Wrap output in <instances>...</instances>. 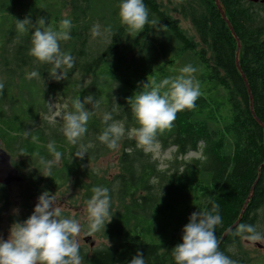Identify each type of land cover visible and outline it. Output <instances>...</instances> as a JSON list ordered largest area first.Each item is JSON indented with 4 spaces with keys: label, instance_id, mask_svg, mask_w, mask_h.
Here are the masks:
<instances>
[{
    "label": "trees",
    "instance_id": "16d2710c",
    "mask_svg": "<svg viewBox=\"0 0 264 264\" xmlns=\"http://www.w3.org/2000/svg\"><path fill=\"white\" fill-rule=\"evenodd\" d=\"M176 1L168 0V7L164 0H143L149 23L144 31L129 33L118 15L120 0H0L4 149L39 172V159H52L47 145L54 143L62 159L51 177L40 179L43 188L72 184L85 205L93 187L109 190L105 239L110 246L90 256L80 251L83 264H129L138 251L146 264H174L171 249L182 242L189 216L210 210L213 203L222 218L215 229L219 250L234 264L241 263L232 251L242 250L237 225L250 224L258 232L259 210L264 221V4L218 0L224 19L216 0ZM41 17L54 30L62 19L72 22L71 39L60 42L61 52L74 61L64 80L51 79V65L29 55L31 31H16V20L29 18L35 24ZM180 18L189 21L196 36L187 34ZM93 25L101 30L111 26V34L94 38ZM189 64L196 68L201 96L195 108L178 112L173 126L157 134L158 147L174 151L163 170L152 153L128 138L127 130L138 125L127 100L142 84L175 77ZM32 71L40 76L28 78ZM89 95L99 106L85 105L92 111L88 131L76 145L70 144L61 128L46 122L47 102L59 98L72 111L73 99L83 102ZM104 113L125 126L118 150L98 140L106 127ZM80 145L87 148L83 159L75 156ZM112 153L119 156L114 178L90 168ZM193 153L200 156L185 160ZM15 164L24 169L23 163ZM6 199V189L0 188V205Z\"/></svg>",
    "mask_w": 264,
    "mask_h": 264
},
{
    "label": "clouds",
    "instance_id": "9594fccd",
    "mask_svg": "<svg viewBox=\"0 0 264 264\" xmlns=\"http://www.w3.org/2000/svg\"><path fill=\"white\" fill-rule=\"evenodd\" d=\"M118 15L129 33H140L149 23L148 10L143 0H120ZM15 27L18 33L31 31L29 55L41 63L51 65L48 72L51 79L64 80L65 69H71L74 61L71 55L61 52L60 42L71 39V20L62 19L55 30L49 23L46 25L43 17L38 18L35 24L29 18L16 20ZM111 31V26L101 30L99 25H93L90 29L94 38H103L110 35ZM195 72V67L186 65L175 77L164 78L159 83L148 81L142 84L141 90L128 98L127 103L138 127L128 129L127 136L135 139L137 146L142 147L145 153L157 151V134L173 126L178 112L196 107L201 92L194 78ZM27 76L38 78L40 74L32 71ZM85 105L95 109L99 101H94L91 95L84 97L83 102L80 98L73 99L72 111L64 112L61 117L62 132L70 144L76 145L88 131L87 122L92 111ZM49 107L50 111L54 110V104H49ZM102 121L106 127L98 140L108 149L118 150L119 141L125 136L123 122L114 120L111 113H104ZM47 149L52 159L41 157L38 161L39 172L41 174L42 171L44 177H51L50 172L61 162L62 153L56 150L54 143H49ZM86 154L87 148L80 145L75 156L83 159ZM91 192V197L85 202L87 229L89 233H95L102 228L106 230V225L110 223L105 224L110 216L111 198L105 187H93ZM221 222L219 207L214 203L208 211L193 212L182 228V242L171 249L174 264H234L219 250L215 229ZM80 233L79 221L65 217L62 210L54 206V197L45 191L37 198L32 214L23 222L11 225L7 240L0 238V264H82L77 239ZM236 234L249 242L264 239L250 224L237 225ZM129 264H146V261L138 251Z\"/></svg>",
    "mask_w": 264,
    "mask_h": 264
},
{
    "label": "rangeland",
    "instance_id": "374dc122",
    "mask_svg": "<svg viewBox=\"0 0 264 264\" xmlns=\"http://www.w3.org/2000/svg\"><path fill=\"white\" fill-rule=\"evenodd\" d=\"M173 3H177L176 0H172ZM168 5V0H164ZM169 7V6H168ZM179 18V17H178ZM181 27L187 32L188 35L196 36L195 32L189 23V21L180 18ZM49 104H54V110L50 111ZM47 114H45V120L50 124L51 128L63 127V121L61 119L64 112L69 111L67 101H61L59 98H51L47 102ZM0 147H3L0 142ZM5 150V149H4ZM154 158L159 162L161 169H166L170 160L174 158V151L170 150L163 152L158 147L155 153H152ZM200 154H190L185 160H191L198 158ZM118 154L112 153L100 157L98 160L90 164V168L97 172L99 175H103L107 178L112 179L118 173ZM23 163L24 169L21 174L26 178L20 183H15L6 188L7 199L0 205V238L5 240L8 239L9 230L13 223L23 222L33 212L34 207L37 203V198L43 193L48 192L49 195L54 197V206L62 210L65 217H72L79 221L81 224V233L77 238L80 244V251L83 255L90 256L91 253L96 249H102L110 246V241L105 239L108 227L106 230L103 228L95 233H89L87 229L88 219L86 205L81 200V192L75 190L72 184L66 188L60 190L45 189L43 183H39L40 179L44 176L36 171V167L30 163H26L22 159H12V162ZM14 162V166H17ZM36 177L37 173L39 177L34 180H30L29 177ZM40 184V185H39ZM263 210L258 211V232L264 237V221H263ZM109 220V218L105 221ZM107 226V225H106ZM233 253L240 259L241 263L236 264H264V239L256 242H249L246 239L242 241V250L233 249ZM252 260H251V259ZM82 264L84 263L83 258Z\"/></svg>",
    "mask_w": 264,
    "mask_h": 264
},
{
    "label": "water",
    "instance_id": "95a60500",
    "mask_svg": "<svg viewBox=\"0 0 264 264\" xmlns=\"http://www.w3.org/2000/svg\"><path fill=\"white\" fill-rule=\"evenodd\" d=\"M249 2L254 3V4H259V3L264 4V0H249ZM216 4L219 10L221 11L223 18L226 19L225 13L223 12L218 0H216ZM231 30L233 31V29ZM240 50H241V45L238 41V55L240 53ZM243 78L245 79L244 76ZM251 106L253 105L251 104ZM22 180L23 179H22L20 172L18 171V169L14 167L12 163L11 155L6 150H4L2 147H0V185L8 187L12 184L22 182Z\"/></svg>",
    "mask_w": 264,
    "mask_h": 264
},
{
    "label": "flooded vegetation",
    "instance_id": "af4514ba",
    "mask_svg": "<svg viewBox=\"0 0 264 264\" xmlns=\"http://www.w3.org/2000/svg\"><path fill=\"white\" fill-rule=\"evenodd\" d=\"M13 163V162H12ZM14 165V164H13ZM15 167V166H14ZM16 169H18L17 167H15ZM18 171L20 172V174H21V171L18 169ZM21 176H22V174H21ZM22 179H23V176H22ZM0 188H7V187H5V186H2V185H0ZM251 259V258H250ZM252 260V259H251Z\"/></svg>",
    "mask_w": 264,
    "mask_h": 264
}]
</instances>
